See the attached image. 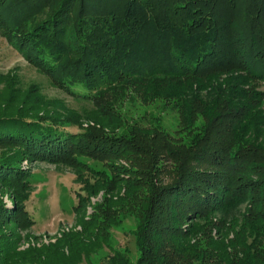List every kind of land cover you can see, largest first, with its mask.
Masks as SVG:
<instances>
[{"label":"trees","instance_id":"1","mask_svg":"<svg viewBox=\"0 0 264 264\" xmlns=\"http://www.w3.org/2000/svg\"><path fill=\"white\" fill-rule=\"evenodd\" d=\"M0 12L12 46L89 105L61 111L6 78L0 147L19 150L0 155L16 199H0V232L33 225L25 160L73 171L82 232L41 253L0 234V264H80L102 249L105 264H264V0H0ZM130 218L136 259L111 239Z\"/></svg>","mask_w":264,"mask_h":264},{"label":"rangeland","instance_id":"2","mask_svg":"<svg viewBox=\"0 0 264 264\" xmlns=\"http://www.w3.org/2000/svg\"><path fill=\"white\" fill-rule=\"evenodd\" d=\"M241 1L238 0V3ZM0 16H5L6 19L8 18L5 12L3 14L0 12ZM39 17H36L38 19L33 22L43 19V17ZM235 18L237 26L241 27V24H244L242 13L237 11ZM4 26L5 24L0 20V92L5 93L6 88L4 82L11 78L18 81L17 84L15 83V87H19L24 92L32 90L33 95L35 93L34 90H37L35 95L38 94V96H41L40 98L52 102V105L61 111V107L64 105L68 107L67 109H72V111L80 113L86 109L84 107H89L80 98L68 92L66 93L65 90L56 86L48 75L31 65L20 50L12 46L2 34L1 28ZM258 90L264 92V83L259 82ZM75 91L80 94L86 92L83 86H76ZM11 109L13 108H9V110ZM165 119L168 127L176 123V116L172 112L166 114ZM92 125V121L87 119L82 121L83 128H88ZM71 130L73 132L80 131L78 127L71 128ZM18 150L17 147H0V155L2 153L17 152ZM88 162L91 163L93 168L104 170L110 174V171L106 169L104 164L90 160ZM119 162L127 165L124 160ZM21 166L31 173L30 183L33 187L26 206L33 225L29 228H18L16 225L7 222L3 226V229H1L0 234L14 233L18 240V251L41 253L51 249L65 235L81 233L82 227L79 225V215L77 214L76 207L78 205V193L82 190L83 186L76 181V175L73 171L62 165H54L41 161L31 162L25 160ZM3 191L6 192L3 193ZM89 197L85 205V207L87 206V216L92 213L93 206L102 201L103 192L90 195ZM0 199L9 209L15 208L16 199L11 194L9 188H1L0 186ZM136 224V220L130 218L121 227L113 229L111 232L112 245L114 247L120 246L122 249L127 248L135 259L138 255L132 232L135 230ZM214 236H218L216 231H214ZM232 237L233 235L231 234L230 238ZM63 253L65 257L70 255L67 247L64 248ZM106 255H109V250L102 249L96 255H92L89 262L84 260L80 264H105L102 261Z\"/></svg>","mask_w":264,"mask_h":264}]
</instances>
